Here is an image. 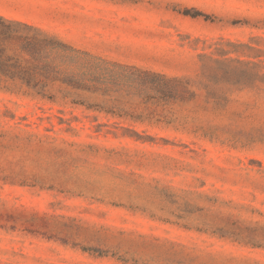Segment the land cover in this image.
Masks as SVG:
<instances>
[{
	"label": "rangeland",
	"instance_id": "1",
	"mask_svg": "<svg viewBox=\"0 0 264 264\" xmlns=\"http://www.w3.org/2000/svg\"><path fill=\"white\" fill-rule=\"evenodd\" d=\"M0 13L195 93L0 91V264H264V0H0ZM208 60L229 69L215 94L199 84Z\"/></svg>",
	"mask_w": 264,
	"mask_h": 264
},
{
	"label": "trees",
	"instance_id": "2",
	"mask_svg": "<svg viewBox=\"0 0 264 264\" xmlns=\"http://www.w3.org/2000/svg\"><path fill=\"white\" fill-rule=\"evenodd\" d=\"M183 13L211 19L210 14L199 9H185ZM205 57L202 55L203 59ZM210 61L203 65L205 80L199 84L215 94L214 85L222 83L220 72L227 73L229 69L214 66ZM110 65L123 67L119 63L110 64L38 25L0 13V91L50 101L70 98L74 103L85 101L84 92L140 93L146 100L162 103L194 99L193 81L187 76H167L152 71L126 75ZM114 100L119 102L118 97ZM100 107L112 113L117 111V105ZM138 138L143 137L138 133Z\"/></svg>",
	"mask_w": 264,
	"mask_h": 264
}]
</instances>
